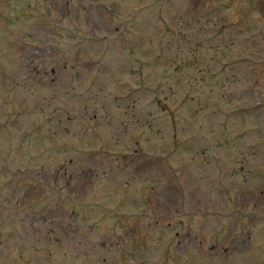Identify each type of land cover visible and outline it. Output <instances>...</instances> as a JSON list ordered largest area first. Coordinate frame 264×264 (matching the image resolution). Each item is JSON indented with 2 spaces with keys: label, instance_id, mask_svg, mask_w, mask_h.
<instances>
[{
  "label": "rangeland",
  "instance_id": "rangeland-1",
  "mask_svg": "<svg viewBox=\"0 0 264 264\" xmlns=\"http://www.w3.org/2000/svg\"><path fill=\"white\" fill-rule=\"evenodd\" d=\"M0 264H264V0H0Z\"/></svg>",
  "mask_w": 264,
  "mask_h": 264
}]
</instances>
